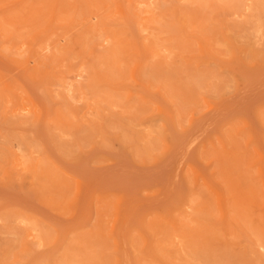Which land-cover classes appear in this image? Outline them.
I'll use <instances>...</instances> for the list:
<instances>
[{"label":"rangeland","instance_id":"rangeland-1","mask_svg":"<svg viewBox=\"0 0 264 264\" xmlns=\"http://www.w3.org/2000/svg\"><path fill=\"white\" fill-rule=\"evenodd\" d=\"M0 264H264V0H0Z\"/></svg>","mask_w":264,"mask_h":264}]
</instances>
